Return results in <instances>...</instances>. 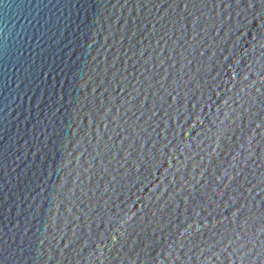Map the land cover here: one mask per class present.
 Returning a JSON list of instances; mask_svg holds the SVG:
<instances>
[{
    "label": "water",
    "instance_id": "water-1",
    "mask_svg": "<svg viewBox=\"0 0 264 264\" xmlns=\"http://www.w3.org/2000/svg\"><path fill=\"white\" fill-rule=\"evenodd\" d=\"M0 264H264V0H0Z\"/></svg>",
    "mask_w": 264,
    "mask_h": 264
}]
</instances>
